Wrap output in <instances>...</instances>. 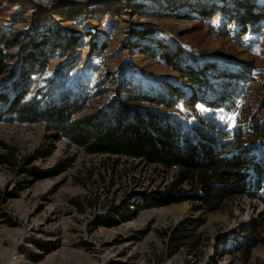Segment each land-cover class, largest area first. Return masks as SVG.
Returning <instances> with one entry per match:
<instances>
[{"label":"rangeland","instance_id":"374dc122","mask_svg":"<svg viewBox=\"0 0 264 264\" xmlns=\"http://www.w3.org/2000/svg\"><path fill=\"white\" fill-rule=\"evenodd\" d=\"M252 8L260 13L264 0H0V37L19 38L11 54L40 43L50 56L30 95L44 104L83 87L98 93L100 109L124 86L156 96L168 84L187 97H226L228 113L216 120L230 138L264 121V21L239 25ZM167 113L186 126L207 114L184 102ZM53 136L47 124L0 118V264H264L256 199L237 195L214 212L191 202L159 207L177 169L91 156ZM28 159L50 176L31 183L20 173ZM109 214L116 225L105 224Z\"/></svg>","mask_w":264,"mask_h":264},{"label":"trees","instance_id":"16d2710c","mask_svg":"<svg viewBox=\"0 0 264 264\" xmlns=\"http://www.w3.org/2000/svg\"><path fill=\"white\" fill-rule=\"evenodd\" d=\"M260 21H264V8L260 13L252 8L242 16L239 25L245 32L249 24ZM19 45L18 37H0L1 119L47 124L54 132V142L65 140L91 156L107 155L177 169L171 192L154 201L159 207L191 202L196 204V210L214 212L237 195L254 198L264 207V121L238 127L229 138L222 122L216 120L228 113L226 97L207 101L194 92L187 97L168 84L164 92L156 96L147 93L143 86H124L119 90L123 96L100 109L94 105L98 93L83 87L73 93L65 91L55 102L44 104L30 95L50 56L40 43L27 56L11 54ZM163 57L169 59L166 54ZM15 61L20 66L13 73L10 67ZM197 81L191 80L192 83ZM181 102L192 108L203 107L206 116L198 123L184 125L181 119L167 113ZM259 111H264V101ZM2 159L3 164H11V160ZM32 163L33 160L28 159L20 170L31 177V183L50 176L32 169ZM183 185L189 186L190 192L183 190ZM106 220L108 226L118 223L113 214ZM182 239L179 236L176 240ZM34 244L40 251L48 250L46 244L37 241ZM257 244L256 238L249 239L247 254ZM27 257L37 259L38 256L29 252Z\"/></svg>","mask_w":264,"mask_h":264},{"label":"bare ground","instance_id":"6f19581e","mask_svg":"<svg viewBox=\"0 0 264 264\" xmlns=\"http://www.w3.org/2000/svg\"><path fill=\"white\" fill-rule=\"evenodd\" d=\"M55 1H57V0H55ZM43 5H45V4H43ZM51 5V4H50ZM45 6H48V5H45Z\"/></svg>","mask_w":264,"mask_h":264}]
</instances>
